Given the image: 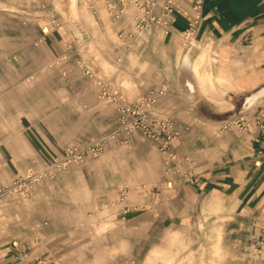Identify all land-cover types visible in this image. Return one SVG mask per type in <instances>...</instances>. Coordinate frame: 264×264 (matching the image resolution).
I'll list each match as a JSON object with an SVG mask.
<instances>
[{
  "label": "crops",
  "instance_id": "0c3cea01",
  "mask_svg": "<svg viewBox=\"0 0 264 264\" xmlns=\"http://www.w3.org/2000/svg\"><path fill=\"white\" fill-rule=\"evenodd\" d=\"M175 2L167 28L155 27L131 37L132 11L114 21L103 0L98 8L103 25L100 35L106 43L97 45L96 51L103 53V59H108L113 67L110 82L130 100L154 90L165 91L154 114L176 118L181 132L175 144L181 173L167 175L162 170L154 186L143 182L145 186L142 184L137 189L143 199L136 204L128 198L120 203L123 190H132V180H147V175H138L136 166L132 169L126 157L113 155L91 162L88 175L97 179L95 195L100 200L102 197V202L106 197H120L116 200L120 208L119 227L129 233L127 242L149 245L143 249L146 255L151 252L147 264H154L164 254L160 247L153 249L154 242L159 238L163 244L172 234L191 240L195 247L193 264H259V259L249 250L264 221V131L243 130L239 122L245 115V123L250 125L251 119L260 115L264 123V97L249 110L240 114L239 111L246 97L264 88V0H203V18L196 36L198 48L185 54L183 47L182 56V32L188 27L185 12L194 0ZM70 10L72 14L71 4ZM77 12L78 16V9ZM40 35L45 36L43 49L58 58L73 52L74 47H82L86 43L82 36H94V33L64 24L45 35L41 31ZM204 53H210L212 63L210 72L202 75ZM86 58L88 65L94 64L91 57ZM69 61L70 65L76 64ZM75 80L71 78L64 84L72 88ZM79 80L82 86L92 83L84 77ZM96 90L93 94L86 91L77 96L97 100ZM74 93L65 92L70 99H74ZM186 98L194 101L185 106ZM100 103L107 106L113 118L116 116L113 105ZM32 130L30 141L24 135L26 128H21L32 151L29 157H21L18 145L13 142L0 145V162L13 164L14 173L21 172L20 165L47 163L63 152V147L40 127ZM135 144L133 157L139 149L147 152L156 147L149 140H138ZM119 164L124 167L115 166ZM190 175L197 182H190ZM42 236L35 237L41 248L35 249L33 256L56 264L60 258L55 251L57 242ZM26 241L20 238L2 250L0 264L17 261ZM168 261L171 263L173 259Z\"/></svg>",
  "mask_w": 264,
  "mask_h": 264
},
{
  "label": "rangeland",
  "instance_id": "374dc122",
  "mask_svg": "<svg viewBox=\"0 0 264 264\" xmlns=\"http://www.w3.org/2000/svg\"><path fill=\"white\" fill-rule=\"evenodd\" d=\"M93 1L95 4L77 0V16L78 12L71 14V0H0V145L13 142L18 145L21 157H29L32 151L26 145L21 128H26L24 135L31 141L32 129L40 127L63 147V152L54 158L57 159L55 165H52L54 159L47 163L23 164L21 172L14 173L13 164L0 162V263L2 250L20 238L27 239L31 248L27 257L23 250L17 261L9 264H38L45 260L33 256V251L41 248L36 243L37 235L57 242L55 251L60 258L56 264H147L151 253H144L149 247L144 242L136 245L127 242L129 233L118 224L120 208L116 200L120 197H106L102 202V197L100 200L95 195L97 179L88 175L91 162L113 155L126 157L132 169L136 166L138 175H147V180H132V190H123L120 203L128 198L136 204L143 199L138 187L143 182L154 186L162 170L165 171L157 143L144 131L132 130V114L119 113L115 108L113 118L98 95L97 100L77 96L86 91L93 94L95 88L98 92L94 79L107 83L112 79L113 67L109 66L107 57L103 59V53L96 51L97 45L106 43L105 37L100 35L103 25L98 8L103 0ZM129 11L133 17L134 8ZM52 18H57V28L64 24L75 30L83 27L92 30L94 36L83 35L86 43L82 47H74L70 54L55 58L49 50L43 49L45 36L40 35L41 31L44 35L51 32ZM46 29L49 31L44 32ZM181 45V56L183 47L185 54L198 48V43ZM81 48H84L82 52ZM204 54L202 75L210 72L212 63L210 53ZM87 56L94 63L89 65L91 74H86L81 66L88 62ZM70 59L76 64L70 65ZM80 77L92 83L82 86ZM71 78L77 79L72 88L64 84ZM66 91L75 92L74 99L68 98ZM192 101L194 99L186 98L185 106ZM162 118H170L176 124L174 116ZM102 139L107 140L98 157L86 155L80 159L77 153L68 155L74 148H86ZM138 140H149L156 147L147 152L139 149L133 157L132 147ZM115 166L124 167L123 164ZM111 175L108 177L113 180ZM178 237L172 234L163 244L159 238L154 242L153 249L160 247L164 251L154 264H193L195 247L191 240Z\"/></svg>",
  "mask_w": 264,
  "mask_h": 264
},
{
  "label": "built area",
  "instance_id": "2783aa9c",
  "mask_svg": "<svg viewBox=\"0 0 264 264\" xmlns=\"http://www.w3.org/2000/svg\"><path fill=\"white\" fill-rule=\"evenodd\" d=\"M88 3L95 4L93 0H87ZM175 0H105V6L109 16L114 21H119L132 7L134 8L132 34H140L155 27L167 28L171 23L169 15L174 12ZM96 9V6H92ZM203 0H194L190 10L185 14L188 17V27L182 32V39L185 45H193L196 43V36L202 22ZM57 18H52V26L49 30H54L59 26L56 22ZM48 29L44 32H48ZM86 69V74H91V70L87 62L81 63ZM98 88V97L100 100L115 106L119 113L132 114V130L144 131L149 138L154 140L163 156L165 173L167 175L181 173V160L176 151V142L181 135L180 130L175 122L170 118H162L154 114V109L158 98L165 94V91H151L149 94L136 100H130L120 89L111 83L94 79ZM246 116L243 115L239 124L243 130L252 132L264 131V123L260 115H255L251 119V123L246 124ZM244 122V123H243ZM107 139L93 142L86 148H74L68 153H77L80 159L86 155L98 157L103 150ZM57 163V159L52 161V165ZM187 175H184L186 177ZM190 182H197V178L193 175L189 177ZM172 185V184H171ZM249 252L259 259V264H264V221L260 225L259 234L253 239ZM30 243L25 244V257L30 249ZM22 257V256H21ZM38 264H52L46 260L38 261Z\"/></svg>",
  "mask_w": 264,
  "mask_h": 264
},
{
  "label": "water",
  "instance_id": "95a60500",
  "mask_svg": "<svg viewBox=\"0 0 264 264\" xmlns=\"http://www.w3.org/2000/svg\"><path fill=\"white\" fill-rule=\"evenodd\" d=\"M253 96H257V97L254 99V101L252 103H248V98L253 97ZM262 97H264V88L254 92L251 95H249L248 97H246L244 103L242 104V106L240 108L239 114L249 110Z\"/></svg>",
  "mask_w": 264,
  "mask_h": 264
},
{
  "label": "bare ground",
  "instance_id": "6f19581e",
  "mask_svg": "<svg viewBox=\"0 0 264 264\" xmlns=\"http://www.w3.org/2000/svg\"><path fill=\"white\" fill-rule=\"evenodd\" d=\"M77 0H71V9H72V11H74V12H77V2H76ZM202 63L204 62V61H201ZM202 63H200L199 64V67L201 66V64ZM199 67H198V69H199ZM200 70V69H199ZM257 96H253V97H249L248 98V103H252L253 101H254V99L256 98ZM219 239H220V236H219V238H218V241H219ZM217 249H219V245L217 244Z\"/></svg>",
  "mask_w": 264,
  "mask_h": 264
}]
</instances>
